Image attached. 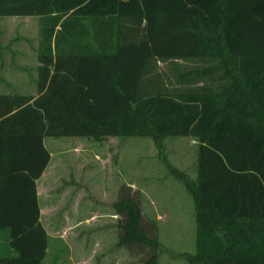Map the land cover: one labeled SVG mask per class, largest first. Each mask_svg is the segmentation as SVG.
I'll return each mask as SVG.
<instances>
[{
    "label": "trees",
    "instance_id": "1",
    "mask_svg": "<svg viewBox=\"0 0 264 264\" xmlns=\"http://www.w3.org/2000/svg\"><path fill=\"white\" fill-rule=\"evenodd\" d=\"M4 15L38 16L39 63L35 96L0 93V264L45 254L44 136L132 135L153 140L191 196L190 264H264V0H0ZM176 135L196 140L193 177L167 160L163 139ZM111 206L114 245L157 264L137 191L121 183Z\"/></svg>",
    "mask_w": 264,
    "mask_h": 264
},
{
    "label": "rangeland",
    "instance_id": "2",
    "mask_svg": "<svg viewBox=\"0 0 264 264\" xmlns=\"http://www.w3.org/2000/svg\"><path fill=\"white\" fill-rule=\"evenodd\" d=\"M0 21L1 52H9L7 75L14 78L11 83L15 89L20 85L21 90L32 93L31 77L36 70L26 69L24 75V66L36 59L38 16L6 15ZM11 46L22 52L23 75L13 66L17 57ZM173 62L172 68L174 64L179 68L199 66V61L193 60ZM167 63L157 61V69H165ZM165 76L170 78L168 84L174 85L172 73L166 72ZM163 140L168 162L193 176L196 140L186 135ZM43 143L49 159L36 181V194L39 220L48 238L41 264H132L138 259V255L114 245L118 215L111 202L121 183L137 191L144 220L152 221L156 228L157 264H190L181 252L194 249L192 199L182 182L160 161L150 137L107 136L94 140L84 136H44ZM6 232H0V252L8 249Z\"/></svg>",
    "mask_w": 264,
    "mask_h": 264
},
{
    "label": "crops",
    "instance_id": "3",
    "mask_svg": "<svg viewBox=\"0 0 264 264\" xmlns=\"http://www.w3.org/2000/svg\"><path fill=\"white\" fill-rule=\"evenodd\" d=\"M6 16V15H4ZM1 17V16H0ZM2 21H0V43H1V46H0V93H13V92H16V93H20V94H29V95H32V96H35L37 94V91H36V84H35V79H36V76H37V72L33 73L32 74V77L31 79H33L34 81H32V93L29 91V93H27L25 90H21V86L20 85H17L16 86V89L14 88L13 84L11 83L12 81H14V78L11 77V76H8L7 74L9 73V69H10V66L7 62V59H6V55H7V52L8 51H4V52H1L2 51V38H1V35H2ZM8 47V46H7ZM9 48V47H8ZM7 48V49H8ZM14 49L13 46H11V50ZM10 50V49H9ZM15 57L16 58V63L17 64H14L13 66H15V69L17 68L20 69L18 71H20V73H22L21 75L24 74V72H22L24 70L23 68V64H24V58L22 56V52H18V51H15V50H12ZM11 51V52H12ZM2 53V54H1ZM32 53V52H31ZM8 57H9V52H8ZM9 61V60H8ZM32 64L27 65V66H24L25 67V74H27L26 72V69L27 70H31L32 72L34 71V69L36 70V66L38 65V61L36 59H32L31 60ZM29 68V69H28ZM17 75V74H16ZM20 74H18L17 76L21 77ZM34 87V88H33ZM191 137V136H190ZM194 139V138H193ZM196 154V153H195ZM194 162H195V158H194ZM195 164V163H194ZM44 171V170H43ZM42 171V172H43ZM42 174V173H41ZM189 175V174H188ZM194 175H195V171H194ZM193 175V176H194ZM191 176V177H193ZM38 179V178H37ZM36 179V181H37ZM195 224V223H194ZM46 251V250H45ZM42 260V259H41Z\"/></svg>",
    "mask_w": 264,
    "mask_h": 264
}]
</instances>
